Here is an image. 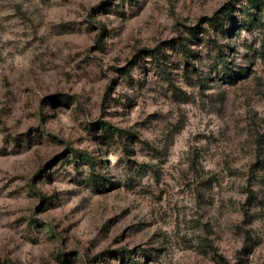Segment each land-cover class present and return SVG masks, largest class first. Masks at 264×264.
<instances>
[{
    "label": "rangeland",
    "instance_id": "1",
    "mask_svg": "<svg viewBox=\"0 0 264 264\" xmlns=\"http://www.w3.org/2000/svg\"><path fill=\"white\" fill-rule=\"evenodd\" d=\"M134 261L264 264V0H0V264Z\"/></svg>",
    "mask_w": 264,
    "mask_h": 264
},
{
    "label": "trees",
    "instance_id": "2",
    "mask_svg": "<svg viewBox=\"0 0 264 264\" xmlns=\"http://www.w3.org/2000/svg\"><path fill=\"white\" fill-rule=\"evenodd\" d=\"M251 2H255L257 0H249ZM223 10L225 11H230V7L227 5L223 8ZM208 21L212 24V25H215L218 23V18L217 17H210L208 18ZM101 47L103 46V43L99 44ZM179 49L184 53V54H187L190 50L189 48H187V46L185 45L184 41L180 40L179 42ZM154 57H157L160 53V49H154V50H151L150 52ZM132 66L131 65L129 68H127L125 71V74L127 76H130L131 75V71H132ZM103 127L105 130H107L108 132L112 133V134H118V135H121L123 133V130L118 128V127H115L113 125H111L109 122H104L103 123ZM87 159L89 160V157H87ZM100 256V255H98ZM132 264H137L135 261L132 262Z\"/></svg>",
    "mask_w": 264,
    "mask_h": 264
}]
</instances>
